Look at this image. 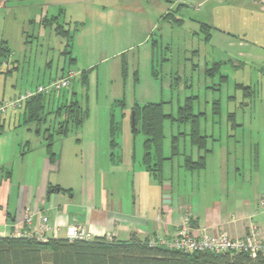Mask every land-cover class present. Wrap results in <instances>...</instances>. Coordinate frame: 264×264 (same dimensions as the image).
<instances>
[{"label":"rangeland","instance_id":"374dc122","mask_svg":"<svg viewBox=\"0 0 264 264\" xmlns=\"http://www.w3.org/2000/svg\"><path fill=\"white\" fill-rule=\"evenodd\" d=\"M88 1L89 10L79 0H10L9 9H0V46L7 42L13 51L8 60L20 63L14 75L7 73L12 66H1L0 100L11 101L17 76L21 81L24 74L25 89L32 91L72 69L77 74L72 86L46 98L42 129L58 128L65 119L59 110L77 100L88 110V118L82 127L73 128L70 137L108 136L113 123L126 163L134 157V104L164 101L165 112L177 115L179 106L195 97L194 114H202L201 135L210 137L208 148L214 154L210 169L215 166L217 171L225 162L231 168L243 167L240 175L247 176L258 148L264 151V6L255 0ZM60 9L64 13L58 22L65 28L74 31L76 23L82 24L74 48H69L72 54H63L67 42L55 32L58 22L45 26L40 22L45 16L50 20L59 16ZM29 17L37 23L26 21ZM84 70L89 73L88 86L77 80ZM215 110L220 112L214 114ZM191 132L190 124L165 122L167 157L172 137L185 133L180 155L165 165L167 175L174 172L175 199L183 197L184 203L185 196L202 197L210 191L205 184L193 191L190 181L185 184V155L198 156L190 145ZM144 138L141 134L135 142L137 167ZM150 193L149 202L155 197Z\"/></svg>","mask_w":264,"mask_h":264},{"label":"crops","instance_id":"0c3cea01","mask_svg":"<svg viewBox=\"0 0 264 264\" xmlns=\"http://www.w3.org/2000/svg\"><path fill=\"white\" fill-rule=\"evenodd\" d=\"M255 1L264 6L261 0ZM79 2L90 9L88 0ZM4 8L9 9L8 6ZM63 11L60 9L57 17L60 18ZM37 15L41 18L43 9ZM45 19L49 20L47 16L43 17L42 25ZM27 20L37 23L38 19L29 17ZM81 25L76 23L77 31ZM3 43L11 53V60L13 51L7 42ZM10 60H5L2 65L12 66L7 73L14 75L15 71H20V63ZM69 71L73 70L64 69L59 78ZM23 77L24 74L19 81L17 76L12 83L11 100L35 92L39 86L55 80L52 78L30 91L25 89L28 84ZM8 79L4 78L5 81ZM5 101L4 97L0 104ZM42 125L27 122L25 107L0 116V237L14 236L16 224L26 214H31L33 233L38 231L42 218L48 217L49 239L66 238L68 228L73 225L83 228L93 238L106 236L126 241L135 233L142 240L171 239L186 218L194 222V227L206 228L212 235L227 233L232 238H243L251 225L256 224L264 238V207H260L264 198V151L259 148L254 166L246 169L247 176L240 175L243 167L231 168L225 162L217 171L215 166L211 170L212 160H208L202 171L185 169V184L190 181L192 191L200 189V184H205V190L210 191L202 197L185 196L184 203L183 197L175 199L174 172L172 169L171 175L165 173L166 162L162 182L146 170L143 161L137 167L134 137L131 144L134 157L127 164L124 152L120 151L119 137L115 135V146L112 147L110 134L76 138H71L70 133L64 138L55 136L52 148L55 158L51 159L45 140L47 129L43 130ZM142 150L144 155V148ZM213 156L212 153L210 158ZM180 178L178 176L177 181ZM61 190H72V194ZM151 190L155 197L149 202L147 195Z\"/></svg>","mask_w":264,"mask_h":264},{"label":"trees","instance_id":"16d2710c","mask_svg":"<svg viewBox=\"0 0 264 264\" xmlns=\"http://www.w3.org/2000/svg\"><path fill=\"white\" fill-rule=\"evenodd\" d=\"M59 17L52 20H44L45 25L57 23ZM209 28V27H208ZM77 31L65 29L59 24L55 28L57 35L66 40L64 55L71 54L75 34ZM10 51L5 43L0 47V65L10 56ZM76 61L71 58L70 63ZM125 63V62H124ZM127 68L123 65V75L126 76ZM88 71H82L79 81L88 86ZM242 86V85H241ZM244 87V86H242ZM48 95L38 94L30 98L23 106L25 107L27 122L41 125L46 123V118L41 117L45 109ZM187 98L182 106H179L177 115L165 112L167 102L147 103L145 105L134 104L132 107V134L136 140L141 134L145 137L143 142L144 155L143 165L155 179L162 182L163 167L165 162L172 161L180 155V140L185 133L172 137V152L169 157L164 153L163 143L165 140V122L171 121L179 126L190 124L192 132L190 145L197 149V159L186 156L183 168L189 171H202L206 169L210 155L213 153L208 148L209 136L201 135L200 119L202 114H194V100ZM22 108V109H23ZM65 119L55 128L45 130V140L51 159L55 158L53 145L55 136L66 137L73 128L84 125L88 118V110L81 103L72 99L59 110ZM220 111L215 110L214 114ZM115 128L112 123L111 138L112 147L115 146ZM71 195L72 190H61ZM194 222L191 224L193 225ZM194 226V225H193ZM151 240V239H150ZM150 240H142L137 234H131L126 241L109 237H95L91 240H70L66 238H52L42 242L34 237H0V264H264V254L252 257L247 253H185L170 249L166 246L152 247Z\"/></svg>","mask_w":264,"mask_h":264},{"label":"built area","instance_id":"2783aa9c","mask_svg":"<svg viewBox=\"0 0 264 264\" xmlns=\"http://www.w3.org/2000/svg\"><path fill=\"white\" fill-rule=\"evenodd\" d=\"M264 4V0H261ZM9 0H0V9L7 6ZM75 75L74 71H69L64 77L55 79L47 85L39 86L35 92L20 95L11 101H5L0 104V116L9 110H20L24 104L33 96L38 94L51 95L63 91L72 86ZM260 207H264V198L260 202ZM33 216L26 214L22 221L16 224L15 237H34L39 241L47 242V234L51 231L48 217H43L37 232H32ZM60 230L58 229L57 232ZM260 231L256 224L251 225L249 233L243 238L234 239L226 233L212 235L206 228L194 227L190 218H186L184 224L171 239L152 238L150 245L152 247L166 246L170 249L179 250L185 253H227L242 252L256 257L258 254H264V239L260 238ZM67 237L70 240H91L92 236L78 226L68 228Z\"/></svg>","mask_w":264,"mask_h":264},{"label":"water","instance_id":"95a60500","mask_svg":"<svg viewBox=\"0 0 264 264\" xmlns=\"http://www.w3.org/2000/svg\"><path fill=\"white\" fill-rule=\"evenodd\" d=\"M132 125L134 126V117L132 118Z\"/></svg>","mask_w":264,"mask_h":264}]
</instances>
